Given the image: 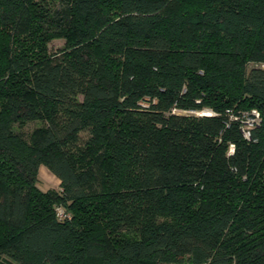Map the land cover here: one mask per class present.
<instances>
[{
	"label": "trees",
	"instance_id": "1",
	"mask_svg": "<svg viewBox=\"0 0 264 264\" xmlns=\"http://www.w3.org/2000/svg\"><path fill=\"white\" fill-rule=\"evenodd\" d=\"M0 264H264V0H0Z\"/></svg>",
	"mask_w": 264,
	"mask_h": 264
},
{
	"label": "rangeland",
	"instance_id": "2",
	"mask_svg": "<svg viewBox=\"0 0 264 264\" xmlns=\"http://www.w3.org/2000/svg\"><path fill=\"white\" fill-rule=\"evenodd\" d=\"M62 46V40H54L49 44V49L51 52H53L60 49ZM244 119L246 123V126L244 128H249L250 126H252V124L256 123L259 118L252 112L250 116H245ZM40 125L41 124L38 122L28 123L24 128V131L28 133L33 129L40 127ZM37 187L41 191H47L48 189H57L59 187V180L46 167L41 166L38 170Z\"/></svg>",
	"mask_w": 264,
	"mask_h": 264
},
{
	"label": "built area",
	"instance_id": "3",
	"mask_svg": "<svg viewBox=\"0 0 264 264\" xmlns=\"http://www.w3.org/2000/svg\"><path fill=\"white\" fill-rule=\"evenodd\" d=\"M140 105L143 106V107H147L148 104H147L146 101H143V102H140ZM253 113L255 114V116L258 117L257 113H255V112H253ZM245 137H248V133L247 132L245 133ZM61 215H62L61 212L59 211V209H57V216L60 217Z\"/></svg>",
	"mask_w": 264,
	"mask_h": 264
}]
</instances>
